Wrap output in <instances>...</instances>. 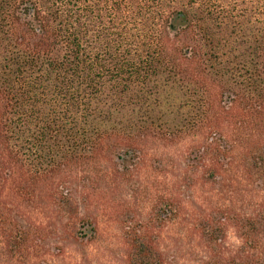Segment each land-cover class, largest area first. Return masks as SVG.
<instances>
[{"label": "trees", "instance_id": "1", "mask_svg": "<svg viewBox=\"0 0 264 264\" xmlns=\"http://www.w3.org/2000/svg\"><path fill=\"white\" fill-rule=\"evenodd\" d=\"M198 134L190 155L207 180L230 160L264 180V0H0V231L8 245L27 249L31 235L11 214L6 185L25 191L75 165L128 171L146 138ZM51 197L73 237L95 233L73 192ZM177 209L168 198L152 217L172 219ZM229 225L241 246L225 258ZM198 226L214 252L202 264H264V200L250 214L214 210ZM142 228L124 232L129 264H161Z\"/></svg>", "mask_w": 264, "mask_h": 264}, {"label": "rangeland", "instance_id": "2", "mask_svg": "<svg viewBox=\"0 0 264 264\" xmlns=\"http://www.w3.org/2000/svg\"><path fill=\"white\" fill-rule=\"evenodd\" d=\"M227 136V140L236 139L230 132ZM200 141L199 134L179 142L146 138L128 171L75 165L62 168L52 182L25 186V191L6 185L7 205L30 232L31 244L14 249L0 231V264H129L124 232L140 227H145L160 253L161 264L209 260L214 252L200 236L199 221L214 210L250 214L264 200V180H254L240 161L233 160L216 181L207 180L204 169H196L190 155ZM55 190L73 192L80 216L95 227L93 235L73 237L71 221L51 197ZM168 198L177 204L176 215L154 220L152 209ZM240 246V238L229 225L221 255L235 256Z\"/></svg>", "mask_w": 264, "mask_h": 264}]
</instances>
